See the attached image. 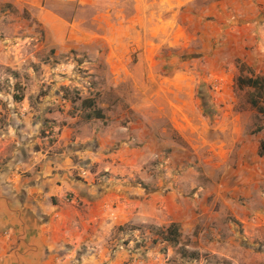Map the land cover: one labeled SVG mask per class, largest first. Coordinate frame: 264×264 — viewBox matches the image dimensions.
Masks as SVG:
<instances>
[{
    "label": "rangeland",
    "instance_id": "obj_1",
    "mask_svg": "<svg viewBox=\"0 0 264 264\" xmlns=\"http://www.w3.org/2000/svg\"><path fill=\"white\" fill-rule=\"evenodd\" d=\"M43 1L46 8L54 10L67 22H80L82 28L86 25L82 19L97 14L96 9L83 7L77 0ZM200 2L203 6L209 3L208 0ZM216 2L219 5L223 0ZM38 11L34 12L39 14ZM204 11L201 13L196 6L179 3L147 7V27H152V36L147 37V48L143 43L137 48L127 67L137 80L147 79V115L153 111L154 103L161 111L176 117L181 109L199 112L202 120L218 126L228 122L223 120L224 112L240 113L234 115L238 136H247L249 142L251 138L261 142L264 139L262 104L251 102L253 96L259 97L254 87L246 82L240 84L241 77L245 80L264 77V72L256 73L247 66L249 61H255L251 52L256 44L252 41L236 46L227 41L226 30L231 20L225 22L218 18L215 21L206 15L208 9ZM34 12L14 2L0 0V170L29 175V167L68 149L73 175L93 184L116 175L104 170L112 163L120 169L118 176L130 177L137 184L136 188L146 193L159 192L161 187L163 191L166 187L171 191L173 186L184 193L214 192L212 172L220 169L216 174L220 178L228 170V164L223 161L220 166L215 164L213 150L203 144V137L218 140L224 135L223 128L214 133L204 125L203 137L192 131L190 138L195 144L189 146L173 130L169 120L149 115L147 129L148 121L161 124L166 132L161 138L174 144L169 142L160 153L147 149L128 157L115 155L131 124L138 120L133 118L135 113L131 107L142 102V89L133 88L129 82H124V77L114 80L116 73L107 72L105 63H99V57L77 50L58 54ZM162 21L169 28L159 32L161 25L156 24ZM236 22L239 24L240 19ZM72 26L69 23L63 29L54 23L52 28L57 37L65 39L74 33ZM155 26L159 31L155 32ZM123 75L127 77L128 73ZM127 91L133 93L129 98ZM91 97L104 113L103 119H96L92 110L81 106L83 99ZM88 113L92 115L90 120ZM196 122L201 123V120ZM216 149L224 160L227 156L223 145ZM126 158L137 162V167L127 168L123 163ZM150 197L147 195V199ZM208 198L211 202L213 196ZM160 227L154 226L151 230L149 224L128 223L110 233H102L108 255L123 245L135 252L132 259L140 260L139 264H151L147 258L156 253L169 258L168 264H231L224 256L208 250L188 249L198 253L199 258H184L182 249L192 243L187 237L182 238L178 246H171L174 250L171 254L168 247L152 242ZM198 233L199 229L195 235ZM243 245L248 254L242 258V264H264V237L249 236ZM84 250L88 249H79L81 253ZM152 250L155 253L149 255Z\"/></svg>",
    "mask_w": 264,
    "mask_h": 264
},
{
    "label": "crops",
    "instance_id": "obj_2",
    "mask_svg": "<svg viewBox=\"0 0 264 264\" xmlns=\"http://www.w3.org/2000/svg\"><path fill=\"white\" fill-rule=\"evenodd\" d=\"M1 1L14 2L30 12L39 9V14L34 12V16L38 17L47 38L53 41L51 47L57 48L58 54L77 50L90 57H99V63H105L107 72L116 73L114 80L120 81L124 77V82H129L133 88L142 89V102L131 107L135 113L133 118L138 120L131 124L115 155L128 157L147 149L160 153L169 142L174 144L161 138L160 135L166 133L161 124L148 121L150 127L147 129V119L150 120L149 115H152L169 120L173 130L189 146L195 144L190 138L192 131L203 137L204 125L207 130L212 128L214 133L223 128L222 137L218 140L203 137V144L213 150L215 164L220 166L222 161L226 162L228 170L220 178L216 175L220 169L212 172L214 192L194 194L184 193L175 186L171 191L167 187L165 191L161 187L159 192L139 191L130 177L117 175L120 169L112 163L104 169L115 172L112 179L96 184L77 179L72 173L68 149L29 167V175L0 170V264H139L140 260L132 259L135 252L128 246L121 245L112 255H108L105 247L107 241L102 233H110L117 226L128 223L163 228L175 223L182 238L191 239L192 243L186 244V249L208 250L224 256L231 264H242V258L248 254L243 245L247 238L264 237V157L259 155L260 140L251 138L249 142L247 136H238L234 115L240 113L224 112L223 120L228 122L218 126L202 120L199 112L181 109L176 117L161 111L154 103L153 111L147 115V79L137 80L127 67L137 48L142 43L147 48V37L152 36V27H147V7H169L179 3L196 6L201 13L208 9L206 15L215 21L218 18L225 22L231 20L226 30L227 41L236 46L254 41L256 46L251 54L255 61H249L247 66L256 73L264 72V0H223L219 5L216 0H208L206 6L200 0H77L83 7L96 9L97 14L82 19L85 28L79 25L80 22L68 21L73 25L74 33L65 39L57 37L52 26L56 23L64 29L69 23L54 10L46 8L43 0ZM156 25L161 28L159 31L155 26V32L169 28L164 21ZM124 72L128 73L127 77ZM127 94L128 98L133 95L128 91ZM178 119L181 123L175 122ZM197 119L201 123L196 122ZM219 145L224 147L227 156L224 160L216 149ZM123 163L127 168L137 167L133 159L126 158ZM140 166L143 168L144 165ZM147 195L151 197L147 199ZM209 196H213L211 202ZM197 229L199 233L195 235ZM156 244L168 247L171 254L174 252L171 245L160 241ZM81 247L88 250L81 253ZM153 251L148 254L155 253ZM156 254L147 258L149 263L168 264L169 258Z\"/></svg>",
    "mask_w": 264,
    "mask_h": 264
},
{
    "label": "trees",
    "instance_id": "obj_3",
    "mask_svg": "<svg viewBox=\"0 0 264 264\" xmlns=\"http://www.w3.org/2000/svg\"><path fill=\"white\" fill-rule=\"evenodd\" d=\"M245 82L249 85L255 88L256 90V94L259 97L253 96L252 98V103L255 105L257 104H262V106L260 107V112H264V77H256V78H248V79H243L242 77L240 78V84ZM81 106L83 107V109L89 108V110H92V114L94 115V117L96 119H103L104 118V113L98 109L96 107V101L94 98H85L81 101ZM91 113H88L87 115V119H92V115ZM259 155L261 157H264V139L261 140V146H260V150H259ZM151 230L154 226H150ZM152 232V231H150ZM157 233V237L155 239H153V243L156 244L158 241H160L161 243H165L167 245H171V246H178L181 243L182 240V235L179 232V228L177 226V224L172 223L170 224L168 227H160L158 228V231H156ZM181 254L184 258L188 257L191 259H198V253H196L195 251L190 252L188 249L183 248L181 251Z\"/></svg>",
    "mask_w": 264,
    "mask_h": 264
}]
</instances>
